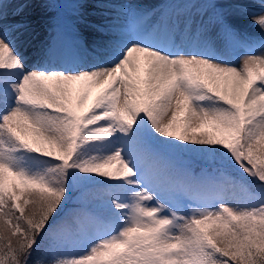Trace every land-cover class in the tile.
Segmentation results:
<instances>
[{
  "label": "snow or ice",
  "instance_id": "6c2138e0",
  "mask_svg": "<svg viewBox=\"0 0 264 264\" xmlns=\"http://www.w3.org/2000/svg\"><path fill=\"white\" fill-rule=\"evenodd\" d=\"M9 2L0 0V264H264V51L254 54L264 40L242 41L232 22L253 16L264 31V0L258 11L212 0L195 32L170 19L149 27L129 5L121 26L85 21L115 37L102 61L33 69ZM212 27L246 50L239 66L218 52ZM175 149L219 167L176 171ZM89 186L103 193L100 211L85 205ZM77 189L81 207L68 209Z\"/></svg>",
  "mask_w": 264,
  "mask_h": 264
},
{
  "label": "rangeland",
  "instance_id": "374dc122",
  "mask_svg": "<svg viewBox=\"0 0 264 264\" xmlns=\"http://www.w3.org/2000/svg\"><path fill=\"white\" fill-rule=\"evenodd\" d=\"M15 7V16H11L8 22L11 23L14 19H18L24 24V28L21 29L19 33H16L15 36L20 40L19 43H23L27 38L33 42V45L40 46L41 44L48 43L49 50H52L56 44L61 45L57 38H61V35L69 36H80L84 38V44L88 46H93L91 41L96 39L94 36L95 33H99L86 27L85 21L92 23H98L105 26H112L113 28L123 25L127 17L125 13L129 5L133 8L139 9L143 12H146L148 15L146 18H150L152 11H155L157 7L168 5L170 3H180L184 0H14ZM191 1L194 4H200L201 0H185ZM61 2V3H60ZM76 2L78 4L76 5ZM10 4V3H9ZM7 3V6L9 5ZM12 4V3H11ZM27 4V5H26ZM81 5V7L79 6ZM85 4V5H84ZM6 6V7H7ZM66 9V12L60 11V7ZM23 8L22 13L19 16H16V12ZM84 8V9H83ZM57 9V10H56ZM109 11V12H108ZM113 12L111 14L110 12ZM10 13H12L10 11ZM63 16L68 18H62ZM145 18V21H147ZM195 23L194 31L198 29V23ZM149 26V22L145 23ZM151 25L149 27H152ZM213 29L210 28L211 32ZM101 34V33H100ZM101 39L103 42H97L98 45H95L94 48L97 52L102 55L106 54L104 51V36ZM217 37V36H216ZM264 37V35L262 36ZM66 38V37H65ZM215 38V37H214ZM107 39V37H106ZM96 41V40H95ZM214 46L217 44L221 45V48H217L218 52H221L227 58H233L237 60L238 64L241 62L242 52H245L242 47L228 48L227 44L221 40H212ZM31 45V46H33ZM88 46V47H89ZM32 48V47H31ZM29 50V49H28ZM26 49L24 54L29 53ZM48 52V50L46 51ZM46 53H43L45 55ZM25 63H30L28 66L29 69L43 66V63L40 62V57L36 54L33 56L27 57ZM239 66V65H237ZM183 155L184 157H181ZM167 158H173L175 160L176 166H173L167 163L176 171L190 172L196 174L211 173L215 168L219 167L217 162H214L210 159L205 158L200 153L195 151H187L183 149L172 150ZM235 175V173H233ZM98 186H89L90 195L85 201V205L93 210L100 211L103 203V193L97 190ZM78 196L73 192L72 198L69 201L67 206L68 209L80 203ZM187 207L184 204H181V208L184 213L188 211V208L192 206L191 200L187 201Z\"/></svg>",
  "mask_w": 264,
  "mask_h": 264
},
{
  "label": "bare ground",
  "instance_id": "6f19581e",
  "mask_svg": "<svg viewBox=\"0 0 264 264\" xmlns=\"http://www.w3.org/2000/svg\"><path fill=\"white\" fill-rule=\"evenodd\" d=\"M240 1H244L243 3L247 4L249 7H251L252 9H255V4L253 1L256 0H240ZM259 2V1H256ZM232 22L235 25L238 33L240 30H243L244 33L247 36V39H253L252 36L255 35V37L259 36L262 33V30L260 29V27L255 23V18L253 16H235L232 18ZM94 36H106L107 38H113L110 34L109 35H94ZM96 38V37H95ZM96 39H94V41L90 42V43H94L97 44V41H95ZM67 44L65 42L61 43V47L58 48V50L54 49L49 51L44 57V63L46 64H50L52 66H54L55 63L62 61L64 66L69 64L70 61H72L80 52H81V47L79 46L78 51H73L70 49L69 45L75 44L76 46H78L81 42V38H76V37H72V38H66ZM46 46V45H44ZM86 46V45H85ZM26 46H22L21 50L24 49ZM82 50L85 53H82L79 55V59L81 58H85L87 57L86 53H87V49H84V45L82 46ZM33 52H39L41 49L39 47H34L32 48ZM71 52V53H70ZM68 67V66H67Z\"/></svg>",
  "mask_w": 264,
  "mask_h": 264
},
{
  "label": "trees",
  "instance_id": "16d2710c",
  "mask_svg": "<svg viewBox=\"0 0 264 264\" xmlns=\"http://www.w3.org/2000/svg\"><path fill=\"white\" fill-rule=\"evenodd\" d=\"M181 157H184L183 155H180ZM81 190L80 189H77L76 191H74V193H78V192H80ZM41 257L42 258H45V259H48L49 257H47V256H44V254L43 253H41ZM36 257H34L33 259H35Z\"/></svg>",
  "mask_w": 264,
  "mask_h": 264
}]
</instances>
